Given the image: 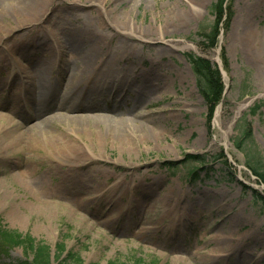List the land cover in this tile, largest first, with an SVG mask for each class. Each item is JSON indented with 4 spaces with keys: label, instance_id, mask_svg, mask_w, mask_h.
Wrapping results in <instances>:
<instances>
[{
    "label": "rangeland",
    "instance_id": "obj_1",
    "mask_svg": "<svg viewBox=\"0 0 264 264\" xmlns=\"http://www.w3.org/2000/svg\"><path fill=\"white\" fill-rule=\"evenodd\" d=\"M41 1L40 11L5 20L1 8L18 4L0 0V264L33 259L25 245L3 244V232L49 247L51 264H57V246L66 251L63 258L76 257L66 264H264V185L236 147L248 125L264 157V63L234 47L241 28L264 34V0H227L214 47L199 33L212 27V6L219 0ZM79 13L90 22L82 24ZM58 28L64 35L119 33L138 40L142 62H136L135 86L126 97L130 105L117 112L130 118L143 114L149 141L130 139L123 149L121 140L99 144L87 132L76 136L80 154L68 160L45 135L71 133L72 125L25 131L57 113L52 104H61L64 86L51 89L57 85L52 77L38 116L28 114L30 91L16 101L23 90L19 82L32 83L30 72L44 58L48 40L58 37ZM56 45L65 50L64 43ZM190 55L220 71L223 94L212 115ZM137 101L141 104L134 107ZM85 105L99 104L79 99L74 107ZM20 136L9 150L10 141ZM88 168L93 169L88 184H70ZM193 170L195 178L189 174ZM41 177L44 187L38 185Z\"/></svg>",
    "mask_w": 264,
    "mask_h": 264
},
{
    "label": "bare ground",
    "instance_id": "obj_2",
    "mask_svg": "<svg viewBox=\"0 0 264 264\" xmlns=\"http://www.w3.org/2000/svg\"><path fill=\"white\" fill-rule=\"evenodd\" d=\"M16 3L18 5L13 4V9L9 7L8 9L1 8L3 14L2 18L4 17L5 20H10L13 16L16 18H26L29 14L35 13L38 10L40 11V8L44 5L41 0H16ZM77 8L86 9V7L82 6H78ZM69 10L76 13L73 7H69ZM79 14V18H83L81 21L82 24L85 21L90 22L84 18L85 15ZM178 19L179 18H177V20ZM104 21L105 19H100L99 22L103 23ZM105 26L107 30L109 27L107 24H105ZM40 29L43 30L44 26H40ZM62 29L63 28H58V37L55 36L51 40L49 39L48 42H50L47 46L44 44L48 49L44 50V52L42 51L44 58L40 60L37 68L32 70V73L30 72L33 78H28V80L32 83L20 81L17 87L23 90L16 98V101H20L23 92H25L26 89L30 91L32 95H30L31 97L28 95V100H32V103L33 101L36 102V104L31 103L32 106L30 108L34 110V113L36 112V114H32V116H38L37 112H39V110H45L44 107L47 105L46 96L50 89L48 82L49 78L52 77V80L55 79L54 81H57V85L56 87L51 86V89L56 88L57 91L60 86H64L61 104L58 105L59 107L52 104L51 109L57 113L40 121L37 125H34L33 128H30V130L25 128V131H29L30 133L33 131L37 134L38 132H43L45 127H47L48 131L49 127L58 125L62 122L72 125L74 130L71 133L68 132V134H64L58 132L54 134L50 130L48 134L45 135L53 146L58 147V151L62 150L64 155H66L63 158H68V160L76 159L80 154L77 151L78 147L75 145L76 136L81 139L84 135H87V132H89L88 134L92 138H95L96 143L99 141V144L107 143L108 140H121L123 149L127 148L126 146L130 147V139L134 141L135 139L138 140V138H143L142 142L144 143L149 141L151 135L149 134L147 124L142 122L143 114L130 118L128 116L123 117L122 111H120V113L117 112V110L122 107L130 105L127 100L128 90L131 89L132 86H135L133 77H135V72L137 70L136 62L138 60L142 62L137 56V45L134 44L138 40H135L136 38L129 34L122 36L119 33H115L114 36L101 34L100 37L92 36V38L83 34L72 36L70 34L64 35ZM103 32H105V30ZM239 32L234 47L242 54H245L246 58L252 59L255 62L257 60L259 61L261 58L264 63V34L246 32L242 28L239 29ZM58 42L65 44L64 51L56 45ZM85 44L87 45L85 46ZM134 60H136L135 63H133ZM127 62L134 64L133 68L126 70L124 65ZM147 75L148 74H145V76ZM14 77H17L15 73ZM142 77H144V73ZM161 80L162 79H158V81ZM79 99L81 102L89 103L91 101V103L95 102L99 105H97L98 107L96 108L88 105L74 107L79 102ZM140 102L141 101H137L133 106H139L141 104ZM15 108L20 110L18 107ZM133 109L135 110V108ZM11 112L16 113L12 110ZM65 112L69 114L76 113V115H69ZM80 112L85 114H79ZM20 114H22L23 117L21 110ZM12 126L17 128V125H14V123ZM4 127V133L7 135L10 129L7 128L6 125H4ZM129 129L131 132L130 136L127 135L128 132L126 131ZM21 137L22 136H20L19 139L15 138V140H11L10 143L7 141L9 143V150H12V147H16V145L19 144L18 141ZM96 163H98V161ZM90 169L91 168H88L84 171L85 176L80 173L79 175L81 177L77 178V180L76 178L70 179V184L74 185L76 182L77 184L79 182L88 184L87 179H89L91 174L93 176V173L90 172L91 170L93 171V169ZM38 185L44 187L46 185V180L42 177L39 178ZM41 195L44 196L46 194L41 193Z\"/></svg>",
    "mask_w": 264,
    "mask_h": 264
},
{
    "label": "trees",
    "instance_id": "obj_3",
    "mask_svg": "<svg viewBox=\"0 0 264 264\" xmlns=\"http://www.w3.org/2000/svg\"><path fill=\"white\" fill-rule=\"evenodd\" d=\"M212 14L215 17V21L209 30L201 29L199 35L203 37L205 42L210 47L216 46L217 38L221 29V25L224 23L223 19L227 17V0H219L212 6ZM189 61L192 66V70L196 76L197 85L199 91L204 98L213 106L211 107V115L213 107L216 106L223 94V85L221 81L220 71L217 66L210 63L208 60L189 56ZM236 147L241 151L246 158V167L257 178L261 185H264V157L258 151L252 139V130L248 125H245L242 129V135L240 140L236 142ZM190 163V161H188ZM194 170L189 172L193 174ZM195 178V175H192ZM3 244L5 243L11 247H26L27 251L33 254L31 262H23L21 264H51V251L49 247L35 246L34 241L28 237L21 235H13L10 232H3L1 234ZM56 262L57 264H66L67 260H76L74 255L67 253V256L63 258L65 250L62 246H57ZM76 264H80L79 260Z\"/></svg>",
    "mask_w": 264,
    "mask_h": 264
}]
</instances>
